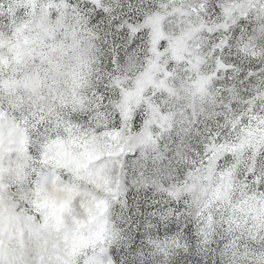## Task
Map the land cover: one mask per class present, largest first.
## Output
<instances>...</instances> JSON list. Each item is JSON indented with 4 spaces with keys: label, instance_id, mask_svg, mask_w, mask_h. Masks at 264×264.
I'll return each instance as SVG.
<instances>
[{
    "label": "snow or ice",
    "instance_id": "6c2138e0",
    "mask_svg": "<svg viewBox=\"0 0 264 264\" xmlns=\"http://www.w3.org/2000/svg\"><path fill=\"white\" fill-rule=\"evenodd\" d=\"M0 264H264V0H0Z\"/></svg>",
    "mask_w": 264,
    "mask_h": 264
}]
</instances>
